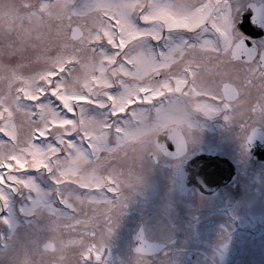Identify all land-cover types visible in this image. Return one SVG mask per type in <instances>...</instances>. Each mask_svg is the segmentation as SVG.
Listing matches in <instances>:
<instances>
[{
    "label": "snow or ice",
    "instance_id": "1",
    "mask_svg": "<svg viewBox=\"0 0 264 264\" xmlns=\"http://www.w3.org/2000/svg\"><path fill=\"white\" fill-rule=\"evenodd\" d=\"M240 15L234 0L0 3L3 55L17 54V43L45 39V27L65 40L55 56L38 57L42 67L31 74L0 64V211L12 193H26L27 211L44 236L43 248L38 243L26 251L21 264L101 260L125 206L123 190L138 181L130 166L124 168L129 149L132 164L146 149H163L157 137L179 140L196 113L223 111L245 132L264 120V54L250 49ZM259 20L264 25V9ZM205 59L225 67L232 83L222 91L198 84V73L189 72ZM174 66L181 70L171 71ZM120 152L117 164L101 156ZM73 195L99 207L81 218ZM3 223L11 226L6 216ZM62 230L79 238L46 242L47 233ZM69 246L76 250L72 262L65 258Z\"/></svg>",
    "mask_w": 264,
    "mask_h": 264
},
{
    "label": "flooded vegetation",
    "instance_id": "2",
    "mask_svg": "<svg viewBox=\"0 0 264 264\" xmlns=\"http://www.w3.org/2000/svg\"><path fill=\"white\" fill-rule=\"evenodd\" d=\"M2 1L10 2L9 0ZM186 2L199 3L200 0H186ZM234 3L239 5L241 9L240 19L242 23L238 27L244 34L250 49L253 51L259 50L264 54V25L260 24L259 20V10L264 9V0H234ZM254 19H256V23H253ZM52 23L55 24L56 22L53 21ZM42 30L46 32L45 37H51L52 39V47L49 51L53 53L59 51L61 46L60 38L56 35L55 28L49 30L45 27ZM193 69L198 73L197 83L208 84L214 91L217 88L222 91L224 83H232L229 80V75H225V67L219 65L215 60L208 61L205 59L201 61L198 67L194 65L193 68H190L189 72L193 71ZM180 70L181 66H174L171 69L173 72H179ZM227 71L230 74L231 70L228 69ZM193 111H195L194 106ZM224 116L225 113L223 111H218L215 114L207 116L202 113H196L190 117L189 123L191 127L184 130L180 142H175L172 138H164V134L160 135L162 138L160 136L157 137L163 143V146H165L164 142H167V145L173 142L170 146L175 149L162 150L156 147L146 149L137 157L135 165L138 166L139 162L143 160L142 157L148 159V163H152L153 173L156 174L158 172L167 181L168 184L165 189L180 196L184 202L193 197L198 202L205 197L215 198L227 195L229 199L222 204L223 206H213V212L220 214L224 213V210L228 207L233 209L231 210V215H229V220L235 231L232 235L233 238H229L230 246L232 248V245L234 246L235 242H237L235 250L245 253L247 252L246 247L248 242L251 243L250 248L252 250L256 248L255 245H264V212L260 210L252 212L251 208L253 204L249 197L244 201H239L243 195L250 196L255 193L264 195V120L258 121L253 129L245 132L242 131L237 123L226 121ZM154 120L155 112L153 111L152 121L150 122H154ZM249 137H251L250 140ZM112 142L114 143V140ZM248 146L259 150L258 153L262 160L255 159ZM200 152L207 154L202 163L214 167L215 170L218 169V175L215 178H205L203 176L198 178H188V176L176 178L179 171L184 168V163ZM129 154L132 161L134 154L132 152ZM121 156L123 157V152ZM133 173L138 177V172L133 170ZM138 185L139 181L132 188H125L123 190L126 197L125 206L111 235L104 243L100 253L101 260L96 261L95 257H92L88 261V264H128L127 262L137 264V262L133 263V261H138V259L143 257L149 259L160 258L157 256L160 253H163L165 257L173 256L177 264H221V261H224V258L221 261L219 258H213L214 261L212 263L208 260L211 252L217 253L220 239L224 238L226 227H224V223L223 226L219 225L220 217H216L215 220L205 219L199 222L201 230L198 232V237L196 235L198 244L192 245L191 249L186 250L183 246L181 247L179 241L182 236L174 235L173 237L170 236L168 240L161 239L159 241L165 244L164 250L171 246L177 247L175 251L163 252L164 250H162L158 254L151 256L137 253L136 249L139 245L140 235L146 237L148 240H157L147 235V220L141 217V212L138 209L139 203H141L138 195ZM127 191L128 195L125 194ZM262 201H264V196ZM261 203L260 201L259 204ZM98 207V205L87 204L81 218L85 214L91 217L94 210ZM245 208L248 209L244 210ZM196 210L194 211V215L192 213L195 216L194 218L183 219L182 225L187 231L194 226L193 224L196 220L202 218L204 215L203 210ZM189 211L191 212L192 210ZM124 216L130 218V220H126V223L123 222ZM174 225L169 220V226ZM80 230L82 231V229ZM61 232L67 234L68 237L64 238L61 236ZM61 232L55 233V240L50 238L46 242L57 246L60 239L69 241L79 238L76 232H68L66 230H62ZM211 233L213 234L211 235ZM239 233H243V235L239 237ZM188 240L195 241V237L193 236L191 239V235H189ZM41 248H43V244ZM69 249L75 251L73 246H69ZM67 250L68 248L65 251V257ZM56 255L59 257L60 254L57 252ZM231 264H234V262Z\"/></svg>",
    "mask_w": 264,
    "mask_h": 264
},
{
    "label": "rangeland",
    "instance_id": "3",
    "mask_svg": "<svg viewBox=\"0 0 264 264\" xmlns=\"http://www.w3.org/2000/svg\"><path fill=\"white\" fill-rule=\"evenodd\" d=\"M9 1L16 4H20L23 2V0ZM0 3L7 2H3L2 0H0ZM17 30H19V25H17ZM28 30L33 33L34 37L36 31L35 25L30 26ZM42 31L44 32L45 30ZM44 34H46V32H44ZM59 38L61 45L65 43V40L62 36H59ZM51 42V37H45L43 41H37L35 38H33L32 40L27 41L24 44L17 43V54L12 56H5L3 55L4 40L3 36L0 35V64H7L12 68H16L17 71L23 75H28L34 71H38L42 67V64L37 61L38 57L45 55L55 56L58 52L57 51L53 53L52 51H49L52 47ZM18 65L20 67H17ZM4 88V82L0 81V91H3ZM113 91L116 90L113 89ZM68 115L69 117L73 116L72 113H69ZM21 122L22 118L17 115L16 123L19 125L21 124ZM21 135H23V132L21 133ZM110 139L114 140V137H110ZM130 152L131 150L129 149V157L127 162L124 163V168L126 170L127 167L130 166L132 171L135 170L136 172H138V195L141 201V203H139L138 209L141 212V217L147 220L146 228L148 232L147 235L149 237L155 238L157 240H168L170 239V236H182V238H180L179 243L181 247L183 246L184 249L188 250L192 248V245L195 246L198 244V239L196 238V235L198 237V232L201 230L199 222L205 219L215 220L216 217H220L221 220L219 225L221 224V226H223V223L225 224L224 227H226V233L224 232L223 239L218 238L221 241L217 253L215 254V252H211L209 254L208 260L211 261L210 263L214 261L213 258H219L220 261L224 258V261H221V264H231L233 262L234 264H264V245H255L256 248L252 250L250 248L251 243L248 242V245L246 247L247 252L245 253L242 251L235 250L237 242H235V245H232L231 248L230 239L235 230L233 229L232 224L229 220V215H231V210L233 209H230L228 207L224 210V213L220 214L213 212V206H223L222 204H224L229 199L227 195L218 196L215 198L205 197L198 202H196V198L193 197L187 202H184L180 196L175 195L170 190L165 189L168 184L167 181H165V179L161 177L158 172H156V174L153 173L151 165L152 163L149 164L148 159H144L142 157L143 160L139 162L138 166H136L135 163L132 164L129 154ZM121 155L122 152L118 153L116 156H112L108 153L101 154L102 157L108 158V164L121 163ZM39 178L43 181L44 185L49 190L52 189V185L47 180H44L42 175ZM86 194L87 193H85V195ZM125 194L128 195V191L125 192ZM26 196V193H22L15 197L12 193L10 195L9 207L5 209L6 213L4 215H0V264H21L23 255L26 251L32 250L38 243L42 244L44 242V236L36 231L35 221L31 218L30 214L27 211L29 205L25 203ZM263 196V194L261 195L259 193H255L250 196L243 195L240 197L239 201H244L249 197L253 204L251 208L252 212H257L259 210L261 212H264V201H262ZM71 199L72 202L76 205V207L80 210V215L82 216V214L84 213L85 206L89 203H81L80 201H77L74 195L71 197ZM260 201L262 202L261 204H259ZM195 209H197L196 211H198V209L203 210L204 215L202 216V218L196 220L193 224L194 226L189 228V231H187L185 228H183V219L190 217L194 218L195 216L193 215ZM247 209L248 208H245L244 210ZM189 210L192 211L190 212ZM5 216L8 218L11 226H9V224L3 223V217ZM126 220H130V218L128 216H124L123 222L126 223ZM169 220L172 221L175 225L170 227ZM61 229H63V225H61ZM212 234L213 233H211V235ZM239 234V237L243 235V233ZM46 235L51 238L56 234L47 233ZM60 235L64 238L68 237L67 234H63L62 232L60 233ZM189 235H191V239L194 236L195 241H189ZM183 236H185L184 239ZM176 249L177 247L169 246L163 252H168L171 250L175 251ZM75 252L76 250L72 251V249H69L68 247V250L66 252L67 255L65 257L66 261L72 262ZM48 255L50 256L51 253L49 252ZM157 256H159L160 258L149 259L147 257H143L138 259V261L134 260L133 263L137 262V264H177V261L174 259L173 256L165 257L163 256V253H160ZM127 263L131 264L130 262Z\"/></svg>",
    "mask_w": 264,
    "mask_h": 264
},
{
    "label": "water",
    "instance_id": "4",
    "mask_svg": "<svg viewBox=\"0 0 264 264\" xmlns=\"http://www.w3.org/2000/svg\"><path fill=\"white\" fill-rule=\"evenodd\" d=\"M165 137L167 138V136H165ZM169 138H171V137H169ZM169 138H167V139H169ZM172 139L175 140V142H180V140H182V138H180L179 140L176 138H172ZM172 144H173V142L170 143V145H172ZM248 149L252 152V156L255 159L262 160L260 154L258 153L259 150L252 148L250 146H248ZM200 155H202V154H200ZM200 155L198 156L199 158L196 157L193 162L185 164V168L180 172V176L181 175L182 176H189L188 174H190L191 171H192L191 177H193V178L200 177L201 173H202V176L204 173L205 178H212V177L215 178L218 175L217 174L218 169L215 170L214 167L211 168L208 165H205V169L201 171V168H200L201 161L198 162V160L202 159V157H200ZM195 167H197V168H195ZM140 241H141L140 249H143V251L140 253L153 254V253H157L158 251H160L163 248V244L159 243V242L148 241L145 238H141Z\"/></svg>",
    "mask_w": 264,
    "mask_h": 264
}]
</instances>
